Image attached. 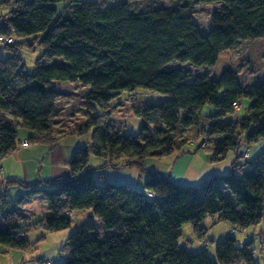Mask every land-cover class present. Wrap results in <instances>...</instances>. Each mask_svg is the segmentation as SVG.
Instances as JSON below:
<instances>
[{"label": "trees", "instance_id": "obj_1", "mask_svg": "<svg viewBox=\"0 0 264 264\" xmlns=\"http://www.w3.org/2000/svg\"><path fill=\"white\" fill-rule=\"evenodd\" d=\"M132 1L106 7L80 0H14L15 9L0 28L12 39L0 44L8 54L2 59L0 52V161L15 152L18 130L30 132L22 140L27 146L54 150L62 138L82 135H89V146L68 160V177L29 185L0 180V245L34 247L17 219L23 204L37 197L39 225L48 233L69 229L74 212L90 213L66 239L59 264H256L249 243L237 248L233 238L215 244V262L204 250L179 249L177 241L185 224L203 238L206 218L238 230L262 220L264 151L244 165L237 152L242 142L264 139V81L246 88L230 70L212 80L172 64L212 68L236 42L264 38V0H169L176 4L148 11H137ZM202 4H218L206 35L192 22L194 8ZM23 48L43 51L32 74L17 55ZM53 59L58 63L49 64ZM53 84L80 98V123L62 127L57 103L62 93ZM141 91L166 98L133 110L140 128L125 136L113 126L110 104ZM241 98L250 101L245 117L225 120L236 114L232 105L240 107ZM204 105L215 112L202 114ZM204 140L209 163L222 162L231 152L235 160L228 174L196 188L148 173L138 191L106 182L101 173L120 166L144 170L145 159L165 158ZM90 156L102 161L96 176ZM13 186L22 192L10 198Z\"/></svg>", "mask_w": 264, "mask_h": 264}, {"label": "rangeland", "instance_id": "obj_2", "mask_svg": "<svg viewBox=\"0 0 264 264\" xmlns=\"http://www.w3.org/2000/svg\"><path fill=\"white\" fill-rule=\"evenodd\" d=\"M80 1H91L96 3H104L106 7L113 6L119 3H123L124 0H80ZM134 9L137 11H148L153 9H158L162 7H172L176 3L169 1V0H135L131 2ZM218 10V4H202L198 5L194 8V14L192 16V22L196 25L198 30L201 32V34L206 35L208 31L210 30V15L212 12ZM0 46V52H1V58L4 59L8 54L4 52ZM43 51L39 48H34L32 51H29L26 48H23L18 51L17 55L21 58L22 62L25 66V71L28 74H32L34 70V64L35 61L41 57ZM49 64L58 63L57 59H53L48 62ZM45 64H47L45 62ZM172 66L181 68L183 71L192 74V75H205L210 77L212 80H217L220 73L223 70H230L232 71L240 84L243 87L251 88L253 85H257L264 81V38L255 39V40H243L236 42L230 49L227 51H224L220 54L219 60L217 64L212 68H201V67H194L192 65L189 66V64L179 65L173 63ZM131 95L128 96V98L125 99V95H121V99L125 103L124 106H121V103L117 105L116 109L112 110V118L115 122H113V125L118 126L117 128L121 130V134L125 136H135L138 133V130L140 128V120L132 116L131 113L133 110H136V108L140 107L141 105H159L164 102L165 96H161L149 91H141L139 93L132 94V97L136 99V102L133 104L128 103V99ZM249 100L247 98H241L240 99V107H238V112L235 115H228L225 117V120H238L240 118L245 117L247 113V108L249 105ZM74 103H76L74 101ZM127 103V104H126ZM65 105V104H64ZM62 106V105H61ZM75 107V106H72ZM71 107V108H72ZM59 114V120L62 124V127H73L74 120H72L74 117L76 118L77 123H80L82 120H80V113L77 111L75 114L72 109L65 110L60 109ZM215 112L214 108L211 105H204L201 109V113L204 115H212ZM73 113V118L72 114ZM131 115V116H130ZM126 116H129L126 118ZM125 117V118H123ZM123 119V121H121ZM126 119V120H125ZM124 127V129H122ZM196 146L199 150H203L206 146V141H199L196 145H193L191 147ZM189 146L185 145L183 148L184 150L188 149ZM180 150L179 152L173 153V155L165 157V158H151L146 159L144 161V164L147 165L148 162L152 161V165H147L151 167H155L156 165L159 168H163L164 174H167L170 172V169L172 170V178L171 182L173 184L183 187V188H196L198 187L201 182L212 179L215 175L214 173H210V169H213L217 167V165H221V163H210L206 164V158L205 155L208 156V154H204L200 152V159L196 161V158H190L193 159V162L196 161L197 163H194V173L197 174L199 177H203L204 179L202 181H195L193 173L191 176L184 177L182 173L180 172V169L188 164V157L187 155H183ZM264 151V139H260L254 143L247 144L246 142H242L240 145L237 156H239L238 164L244 165L246 162L253 161L260 153ZM246 155V156H245ZM242 156V157H241ZM244 156V157H243ZM230 157L234 158V154L231 152L228 154L226 159H229ZM97 159L98 161H101V159L96 158L94 156L89 157V164L92 165L91 159ZM160 161H163L161 164ZM224 163L226 160H223ZM154 163H157L156 165ZM203 163V164H202ZM195 165H197V168H195ZM1 166V163H0ZM125 167V166H123ZM204 167L207 169L205 170ZM196 170V171H195ZM177 172V173H176ZM229 172V171H228ZM222 176V175H221ZM167 177V176H165ZM2 192V191H0ZM21 194V188L19 187H12L7 190V196L10 198H15L16 196ZM226 194L229 196V194L226 192ZM32 199V198H31ZM29 199L28 203H39L35 202V199H38L35 197V199L31 200ZM229 199L232 204H234V198L232 196H229ZM71 217L73 220H71V226L69 229L57 232L55 234L57 235H69L74 230L79 229V223H77L78 218L80 221L82 220H89L90 219V213L80 215L78 218L75 215V213L71 214ZM83 217V218H82ZM37 220V216H33L32 222L34 223ZM39 229H43L42 226L38 225ZM202 226L205 228L204 236L203 238H197L192 230L189 224H185L180 229V237L177 241V245L179 249H184L187 252L190 253H198L200 251H206L208 257L215 262V252H214V246L216 243L224 241L226 238H233L235 239L236 247L242 248L244 244L249 243V250L252 251V256L256 262V264H264V215L262 220L259 224L247 227L242 230H238L232 226H230L227 223L224 222H218L216 220V217L209 219L206 218ZM42 233L38 229H31L27 236L30 242H34L39 236H41ZM65 240V239H64ZM31 254V253H30ZM22 255L28 256V253H22ZM63 253L60 255V261L62 260ZM2 257H0V264H2ZM11 258V257H10ZM9 260V259H8ZM244 264V263H241Z\"/></svg>", "mask_w": 264, "mask_h": 264}, {"label": "crops", "instance_id": "obj_3", "mask_svg": "<svg viewBox=\"0 0 264 264\" xmlns=\"http://www.w3.org/2000/svg\"><path fill=\"white\" fill-rule=\"evenodd\" d=\"M52 86H55L56 89L62 93L57 100L59 109H63L65 110V112L66 109L68 110L72 109V111L75 114L77 113V111H79V113L81 114L80 98L77 97V95H73V93H71L70 90L65 89L64 87L61 86L59 87L58 85H54V84ZM70 88L76 89L77 85H71ZM120 99L118 101H113L110 104L111 109L117 108V105L121 103ZM74 101L76 103H74ZM71 114L73 118L74 114L73 113ZM127 117L129 116H126V118ZM72 120H74V122L77 123L75 117ZM113 126L117 130L116 128L117 126L116 125ZM17 135H18V140H17V148L15 152L0 161L1 163L0 180L2 181L14 180V181H20L25 185H29L37 181L51 182L60 177H68L69 171L68 168L66 167V163L68 162V160L75 152L82 149H86L89 146V135H82L78 137L68 136L66 138H62L61 140H59L57 147L54 150H49V148H46L38 144L29 145L26 148H21L20 142L24 139H28L31 136V134L26 130H18ZM187 145L189 146V148L186 150L183 149V152L181 153L183 155L184 154L187 155L189 161L186 166L180 169V172L184 177H187L188 175L191 176V174L193 173L195 181L199 183V181H202L204 178L199 177L197 174L194 173L193 165L194 163H197L196 161L201 160L200 152L204 154H208V153H206L205 150H199L196 146L191 147L193 145L190 144ZM208 157L209 154L208 156L205 155L206 158L205 165L210 164L208 162ZM190 158H194V159L196 158V161L193 162V159ZM225 160H226L225 163L224 161L220 162L221 165H217V167H215L214 170L208 167L210 173L211 174L214 173L213 174L215 175L214 177L228 174L231 170V164L233 160H235V156L234 158L233 157H230L229 159L225 158ZM144 161L142 163L144 170H142L138 166H131V167L120 166L115 169L108 167L103 171H101V173H104V179L106 182L140 191L143 188V183L145 179L148 177V173H157V174L164 173L162 172L163 168H159L158 166L160 165H156L157 163H154L156 166L153 168L151 166H147L148 164L152 165L153 164L152 161L148 162L147 165L144 164ZM91 162L92 165L90 164L89 165L93 169H95L92 172V174L96 176L100 173L96 170V168L101 165L102 161H98L97 159L92 158ZM160 162L161 164H164L162 163L163 161ZM195 168L198 169L197 165H195ZM204 169L206 170L207 168L204 167ZM172 170L173 169H170V172L164 174L170 180L173 175ZM13 187H18V186H13ZM33 199L35 198H32L31 200ZM37 200L38 199H35V202H37ZM28 202L24 203L22 206L20 217L17 219V225L20 228L26 230L25 237L27 238L28 242L31 245H34V247L27 251H20V250L8 249L0 245V257H2L1 259H3L2 264H42L44 262H48L51 264L58 263L60 261L59 259L61 253H63L64 255V253L67 251L66 239L70 234L57 235L55 234L57 232L48 233L43 229L42 230L39 229L38 225L41 218L40 208H39L40 205L39 203H28ZM74 213L78 218L81 214L82 215L88 214L89 211H81ZM33 216H37V220L34 223H31ZM84 221L85 220L80 221V219L78 218L77 223L81 225ZM31 229H38L42 233V235L39 236L34 242H30L27 236L28 232ZM22 253H28L29 255L23 256Z\"/></svg>", "mask_w": 264, "mask_h": 264}, {"label": "built area", "instance_id": "obj_4", "mask_svg": "<svg viewBox=\"0 0 264 264\" xmlns=\"http://www.w3.org/2000/svg\"><path fill=\"white\" fill-rule=\"evenodd\" d=\"M13 2L14 0H0V28L5 25V21L6 19H8L9 13L15 9V4ZM11 41H12L11 37L10 38L4 37L3 34H0V44H9L11 43ZM128 102L134 103L136 102V99L131 95L130 98L128 99ZM232 106L234 111L237 113L238 104L234 103ZM193 143H194L193 141L189 142L190 145H193ZM26 146H27V142L22 141L21 147L26 148ZM42 264H49V263L44 262Z\"/></svg>", "mask_w": 264, "mask_h": 264}]
</instances>
